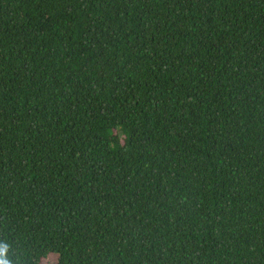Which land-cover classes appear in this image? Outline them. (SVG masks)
Wrapping results in <instances>:
<instances>
[{"label":"trees","instance_id":"trees-1","mask_svg":"<svg viewBox=\"0 0 264 264\" xmlns=\"http://www.w3.org/2000/svg\"><path fill=\"white\" fill-rule=\"evenodd\" d=\"M0 241L264 264V0H0Z\"/></svg>","mask_w":264,"mask_h":264},{"label":"clouds","instance_id":"clouds-1","mask_svg":"<svg viewBox=\"0 0 264 264\" xmlns=\"http://www.w3.org/2000/svg\"><path fill=\"white\" fill-rule=\"evenodd\" d=\"M10 249V244L0 241V264H17V260L10 255Z\"/></svg>","mask_w":264,"mask_h":264},{"label":"rangeland","instance_id":"rangeland-1","mask_svg":"<svg viewBox=\"0 0 264 264\" xmlns=\"http://www.w3.org/2000/svg\"><path fill=\"white\" fill-rule=\"evenodd\" d=\"M44 264H57V255H51Z\"/></svg>","mask_w":264,"mask_h":264}]
</instances>
